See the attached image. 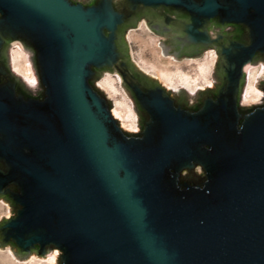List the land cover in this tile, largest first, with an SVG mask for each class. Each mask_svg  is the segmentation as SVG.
Wrapping results in <instances>:
<instances>
[{"label":"water","instance_id":"1","mask_svg":"<svg viewBox=\"0 0 264 264\" xmlns=\"http://www.w3.org/2000/svg\"><path fill=\"white\" fill-rule=\"evenodd\" d=\"M147 10L181 45L219 48L222 83L197 107L130 64L124 28ZM16 40L35 89L10 64ZM259 60L264 0H0V198L14 209L0 246L59 248L57 264H264V97L240 103ZM104 71L131 90L139 131L95 84ZM198 90L172 93L194 104Z\"/></svg>","mask_w":264,"mask_h":264},{"label":"rangeland","instance_id":"2","mask_svg":"<svg viewBox=\"0 0 264 264\" xmlns=\"http://www.w3.org/2000/svg\"><path fill=\"white\" fill-rule=\"evenodd\" d=\"M160 39L164 40L165 36L153 32L146 26L145 23H142L139 28L129 30L128 40L132 47V56L135 62L142 69L157 77L173 92H178L180 88H184L190 94H194L201 87L214 83L212 73L217 58V52L214 48L205 50L197 57H183L182 59H178L174 54L164 55L162 48L159 45ZM17 48L23 53L26 63H31L30 57L33 55V52L24 49L23 45L18 40L11 42V46L9 47V60L13 69L14 63L12 55ZM23 59L20 58V60ZM30 66L35 72L32 63ZM246 70V84L240 103L242 106H251L252 104L262 103L264 90L257 87V83L264 79V61L259 60L256 64H249ZM15 72L18 73L16 70ZM22 80L31 89L38 87L39 81L37 84L31 85L23 76ZM95 84L103 90L106 96L111 100L113 104L112 111L116 105L118 108L124 109L125 120L128 124L129 122H133L134 126L131 127L130 125H127L126 127L122 124L121 119L118 118L120 120V124L130 132L139 131L140 127L138 126V114L134 109L132 98L127 94L122 86L121 76L117 72L104 71L103 75L95 81ZM100 84H103L105 87L107 86V90L112 93V97L109 96L105 87L103 88ZM247 89L250 91L259 90L262 92V96L260 97L259 94L256 98L257 101L256 99L251 102L244 101V94ZM201 171V168H198V172L201 173ZM13 213V207L6 200L0 198V220H2L3 217L12 215ZM55 250H58L59 255V248H54L51 253L46 256H40L38 253L33 252L27 258L21 259L15 255L11 245L7 244L4 247L0 246V264H49L50 257L53 255ZM33 255H35V259L30 261ZM58 255L56 257V264Z\"/></svg>","mask_w":264,"mask_h":264},{"label":"flooded vegetation","instance_id":"3","mask_svg":"<svg viewBox=\"0 0 264 264\" xmlns=\"http://www.w3.org/2000/svg\"><path fill=\"white\" fill-rule=\"evenodd\" d=\"M185 16L184 14H173V17L177 18V17H183ZM142 23H145L146 26L151 29L153 32H156L157 34L163 35L167 38V43L165 45V49L168 51H171L172 53H174L176 56L179 57H195L198 56L200 54H202L205 50H208L210 48H214L217 52V58H216V65H215V76H216V80L214 83L207 85L205 87H201L198 90L197 93V101L194 104H190L189 100L186 98L185 94L183 93H179L178 95H174L172 93V90L170 88H167L165 84H163L157 77L149 74L148 72H146L144 69H142L134 60L133 56H132V47L131 44L129 43L128 40V32L130 29L133 28H139L140 25ZM219 28V26L216 23H213L212 26L210 27L211 32L213 33L214 31H216ZM242 27L237 25V24H228L226 25L222 31L224 33H234L236 36H238L241 32H242ZM181 35V31L176 29V27L173 24H166L164 22V18L162 15L155 13L151 10H147V11H142L139 16L137 17V21L135 23H131L125 26L124 28V38L127 44V51H128V57H129V62L130 64L133 66L135 72L137 73V75L141 78L144 79H148V80H152V81H158L160 82L162 85H164L166 87L167 90L170 91L171 95L174 96L175 98L179 99L182 98L183 102L189 106V107H197V105L199 103H201L202 98L205 95V92L207 90H210L212 92H215L217 87L222 83V74L218 68V63L220 60V54H219V48L215 47V46H208V47H195V46H186V45H181L179 37ZM216 54V53H215ZM122 80V77H121ZM124 87L128 90V92L130 93V95L132 96L135 106H136V110L138 112L139 115V122H140V126H142L141 123V119H142V114L143 112L141 111V109L138 107L135 98L133 97V94L131 92V90L127 87L126 84L123 83ZM244 100V99H243ZM3 198L6 199L5 196H3ZM8 200V199H7ZM9 201V200H8ZM10 202V201H9ZM11 203V202H10Z\"/></svg>","mask_w":264,"mask_h":264},{"label":"bare ground","instance_id":"4","mask_svg":"<svg viewBox=\"0 0 264 264\" xmlns=\"http://www.w3.org/2000/svg\"><path fill=\"white\" fill-rule=\"evenodd\" d=\"M13 63H14V69L20 73L25 80H27V82L31 85H35L38 83V78L37 75L35 74V72L32 70V67L30 66L31 63H26L25 58L23 53L17 48L15 50V52H13ZM20 58H24L23 60H20ZM251 72V71H250ZM32 81H35V83H32ZM103 88L105 86H103V84H100ZM105 89L107 90V86L105 87ZM257 90V89H256ZM108 91V90H107ZM254 91V92H253ZM250 91L249 89H247L246 93L244 94V101L247 102H251L252 100H255L258 95L260 94V97L262 96V92L257 90H253ZM109 96L112 97V93L110 91H108ZM257 101V99H256ZM116 105V104H115ZM114 115L117 118L121 119V122L124 126L127 127V125H130L131 127H133V122H128L125 120V113H124V109L122 108H118L117 105L115 106V108L113 109ZM58 255V250H55L53 252V255L50 257V263L49 264H56V257ZM35 259V255H33L30 259V261H33Z\"/></svg>","mask_w":264,"mask_h":264},{"label":"snow or ice","instance_id":"5","mask_svg":"<svg viewBox=\"0 0 264 264\" xmlns=\"http://www.w3.org/2000/svg\"><path fill=\"white\" fill-rule=\"evenodd\" d=\"M32 83H35V81H32Z\"/></svg>","mask_w":264,"mask_h":264}]
</instances>
